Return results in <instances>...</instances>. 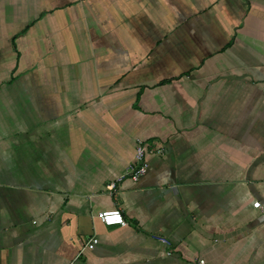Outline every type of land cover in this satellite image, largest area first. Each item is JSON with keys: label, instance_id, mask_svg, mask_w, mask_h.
I'll return each mask as SVG.
<instances>
[{"label": "crops", "instance_id": "crops-1", "mask_svg": "<svg viewBox=\"0 0 264 264\" xmlns=\"http://www.w3.org/2000/svg\"><path fill=\"white\" fill-rule=\"evenodd\" d=\"M197 259L264 264V0H0V264Z\"/></svg>", "mask_w": 264, "mask_h": 264}, {"label": "built area", "instance_id": "built-area-1", "mask_svg": "<svg viewBox=\"0 0 264 264\" xmlns=\"http://www.w3.org/2000/svg\"><path fill=\"white\" fill-rule=\"evenodd\" d=\"M149 147L145 145L143 142L138 141L136 148H135V155L133 159V163L129 167L127 173L122 175L118 181L122 180L125 176L129 177L132 181H138L147 171V163H146V155L151 153L152 150L148 149ZM157 153H162V151H157ZM116 185L115 183H111L108 186V190L115 191ZM259 203H255L254 207L258 208ZM98 220L105 225H119V226H126L127 223L124 220V217L120 210L114 209L110 211H102L97 215ZM161 242L165 243L169 246V243L164 240L160 239ZM98 243L96 238H90L86 243L87 250H93L95 245ZM195 264H208L203 259H197Z\"/></svg>", "mask_w": 264, "mask_h": 264}]
</instances>
